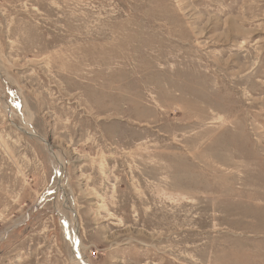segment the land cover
<instances>
[{
    "label": "rangeland",
    "instance_id": "1",
    "mask_svg": "<svg viewBox=\"0 0 264 264\" xmlns=\"http://www.w3.org/2000/svg\"><path fill=\"white\" fill-rule=\"evenodd\" d=\"M0 264H264V0H0Z\"/></svg>",
    "mask_w": 264,
    "mask_h": 264
},
{
    "label": "bare ground",
    "instance_id": "2",
    "mask_svg": "<svg viewBox=\"0 0 264 264\" xmlns=\"http://www.w3.org/2000/svg\"><path fill=\"white\" fill-rule=\"evenodd\" d=\"M70 239H72V240H73L74 238H73V237H70ZM75 243H76V242H75ZM74 245H75V244H74Z\"/></svg>",
    "mask_w": 264,
    "mask_h": 264
}]
</instances>
